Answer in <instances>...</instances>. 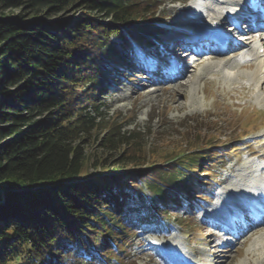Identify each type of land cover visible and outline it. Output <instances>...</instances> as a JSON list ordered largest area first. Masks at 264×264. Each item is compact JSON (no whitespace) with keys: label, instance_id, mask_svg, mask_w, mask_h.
<instances>
[{"label":"trees","instance_id":"1","mask_svg":"<svg viewBox=\"0 0 264 264\" xmlns=\"http://www.w3.org/2000/svg\"><path fill=\"white\" fill-rule=\"evenodd\" d=\"M162 4L0 0V264H112L132 232L202 197L193 191L208 185L210 141L193 136L143 163L141 134L106 120L94 102L132 41L151 42L147 16ZM100 130L98 146L119 156L89 172L81 143Z\"/></svg>","mask_w":264,"mask_h":264},{"label":"rangeland","instance_id":"2","mask_svg":"<svg viewBox=\"0 0 264 264\" xmlns=\"http://www.w3.org/2000/svg\"><path fill=\"white\" fill-rule=\"evenodd\" d=\"M170 1L173 0H155L157 3L163 2L158 9L159 14L152 19L147 16V25L152 23V33L156 35V41L160 45L167 41L172 42L167 38H172L180 30L170 29L168 32L169 23L173 21H167V24L158 23L155 21L156 18L183 20L185 13L182 10H185L189 3V0ZM71 16L76 18L78 13ZM156 24L162 27H155ZM120 37L118 33H113L110 39L121 43ZM190 58L192 57L185 59L188 66H192ZM130 59L132 58H128V61ZM196 61L199 63L195 66V72L201 73L204 78L195 79L196 73L193 78L189 75L190 78L187 79L191 83L189 87L187 86V90H184L183 97H179L176 93L180 87H176L175 82L150 91V82L145 80L149 78L147 75H144L142 79L140 73L127 74L122 70L121 65L115 75L112 74L101 81V88L95 95L94 102L99 104L102 112H105L106 120L122 123V130L135 129L141 134L144 145L142 144V150L137 151L136 154L143 163L151 158L149 155L151 151L161 147L175 148L177 151L186 149L185 146L191 143L193 136L212 143L207 150L210 156L206 157L201 167V170L206 169L208 172L201 176L202 181L208 185L199 191H193V193L201 192L205 197L199 201H192L189 210L183 207L178 211L166 213L162 218V227H159L161 230L154 225L144 227L137 233L132 232L125 252L121 253L117 262L115 257H112V264H181L184 262L197 264L199 261L204 263L208 248L210 263L262 264L264 262L262 250L264 240L259 233L244 232L241 239L228 236L216 241L209 227L211 220L206 218L202 220L207 204L212 207L224 206L231 211L247 201V198L256 197L255 191L258 190H254L253 187L258 185L254 184L261 183L264 178V168L259 171L264 163L258 158H264V109H262L264 106H258L251 98L250 91L237 88L238 81L224 82L212 68L205 70L204 66L208 60L207 62H202L203 59L201 62L200 59ZM250 70L235 68V71L240 73ZM122 71L126 74L119 77ZM175 100L182 103L181 108L175 106ZM87 109H90V106ZM101 136L102 130L95 137L91 136L89 141L81 143L84 155H88L90 159L89 172L94 171V164L100 157L102 160L107 158L108 161L114 162L118 158L115 156H119L108 154L98 146ZM223 145L225 146L222 147ZM250 153L256 154L257 157ZM211 154L216 156L213 157ZM205 163L207 165H204ZM148 165V163L128 165L123 170L130 174L136 170H143ZM155 167L160 165L155 164ZM179 222L181 225L178 224ZM254 234L256 235L253 236ZM210 246L214 248L210 249ZM203 247L206 249L202 251ZM249 249L254 251L248 254ZM197 251L205 254L198 255Z\"/></svg>","mask_w":264,"mask_h":264},{"label":"bare ground","instance_id":"3","mask_svg":"<svg viewBox=\"0 0 264 264\" xmlns=\"http://www.w3.org/2000/svg\"><path fill=\"white\" fill-rule=\"evenodd\" d=\"M216 2L214 4H212V7L210 10V12L208 13V15L206 16V18H202L201 20H198L196 18H191V22H194V26L196 25V23L204 22V25H200V31H196V29L193 27L192 30L187 33L190 35H193V37H198L197 42L198 43H207L210 42L212 40V38L208 35L207 31L208 30H215L216 28H220L219 26H215L216 24H222L224 21V18L222 17L221 13L224 7H226L228 4H231L233 2H236L237 0H215ZM261 7H264V0H261ZM186 8H189L186 7ZM185 8V9H186ZM260 10V9H258ZM185 13V12H184ZM186 17V16H185ZM226 19V18H225ZM262 21L264 19H261ZM178 21V25L175 29H179L182 27L181 22L179 20ZM256 26H260L258 30H256V32H261L264 31V28H262V26H264V21L261 23V25H256ZM174 29V31H175ZM181 30V29H179ZM179 33V32H178ZM176 33V34H178ZM235 33L233 32L232 34V39L235 38ZM223 32H219V35H222ZM170 36V35H168ZM229 37V35L226 36V44L231 43L232 41L227 39ZM245 38L244 43H242V49L240 50V52L237 53H229L230 55H222L224 53L225 50L221 49L220 51H218L217 53H211L210 59H208V63L205 64L204 69L205 70H209V69H213V71L215 70L216 74L220 77V79L225 81H230L234 83L236 81L239 82V85H237V88L239 87L240 89H246L248 91L251 92L252 95V99H254V101L258 104V106L262 107L264 106V78H263V71L264 69V53H260V49H262L264 51V37L261 39H255L252 36L251 37H242L241 39ZM167 39L172 40L171 44L170 42H165V44L160 45L159 47L157 46L156 48H162V53H170L174 55V58H176V56H180L184 54V58H186L188 56V53H185V47L187 46V44H190L191 41H187V40H181L179 39V37L172 36L168 37ZM212 42V41H211ZM179 43V44H177ZM197 44V43H194ZM206 49L205 47H203L202 45L199 46V48L197 49L199 50H204ZM237 51H239V48L237 49ZM227 56H229L228 58H226ZM203 58V57H201ZM201 58H198L201 60ZM257 58H259L257 60ZM219 61V62H218ZM178 63H180V69L178 70V76L174 79L175 85L176 87L179 86L180 88L177 90V94H179V97H183L184 95V90H187V86L189 87V84L191 83L190 80H188L187 78H190L189 75L193 78L195 76V66L199 63L198 61H194L192 66L187 67L185 64H183L181 61H178ZM159 66V64H158ZM215 68V69H214ZM235 68H246V69H251L250 71H246L245 73H240V72H236ZM235 71V72H234ZM188 75V77H187ZM195 79L198 78H204L201 73H196ZM230 84V83H229ZM231 85V84H230ZM233 85V84H232ZM177 99V98H176ZM175 106L177 108H181L182 107V103L179 102V100H175L174 101ZM263 156V155H262ZM261 156V157H262ZM263 172V171H262ZM262 176V175H261ZM254 190H258L261 192L262 191L261 187L255 186L253 187ZM239 194V193H238ZM242 212L245 214V210L241 209ZM230 211V210H229ZM232 212V211H230ZM205 218L206 220H211V218L209 216H211V214L207 215L205 214ZM212 224V223H211ZM254 231V233H259V236L262 238V240H264V219L256 222L255 224L251 225L250 227L246 228V233ZM256 235V234H255ZM240 237H242V234L240 233L239 235ZM214 248L213 246H210V249ZM259 248V247H258ZM209 249V248H208ZM206 249L205 253H208ZM262 250L264 251V244L262 245ZM214 251V250H213ZM254 251L249 249L248 250V254ZM203 252H199L197 251L198 255H202L205 254ZM181 264H189V263H181ZM197 264H205V262H201L199 261V263ZM264 264V262L262 263Z\"/></svg>","mask_w":264,"mask_h":264}]
</instances>
